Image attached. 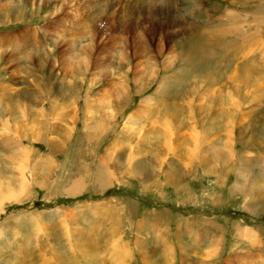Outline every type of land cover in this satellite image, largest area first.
<instances>
[{
	"label": "rangeland",
	"instance_id": "obj_1",
	"mask_svg": "<svg viewBox=\"0 0 264 264\" xmlns=\"http://www.w3.org/2000/svg\"><path fill=\"white\" fill-rule=\"evenodd\" d=\"M256 167L264 0H0V264H137L148 220L264 238Z\"/></svg>",
	"mask_w": 264,
	"mask_h": 264
},
{
	"label": "crops",
	"instance_id": "obj_2",
	"mask_svg": "<svg viewBox=\"0 0 264 264\" xmlns=\"http://www.w3.org/2000/svg\"><path fill=\"white\" fill-rule=\"evenodd\" d=\"M261 171L262 167L255 170L259 174ZM262 174L260 181H264V173ZM248 194L247 197H259L257 201L244 202L246 212L253 217L258 212L252 206H259L263 212L264 200L260 195L251 192ZM196 212L198 211H193L192 214ZM190 219L183 218L178 222L173 237H167L168 233L171 234L168 222L161 230L160 221L148 220L146 224L142 222L137 230L138 237L135 238L131 251L129 250L131 257L128 261L137 264H220L227 251L222 264H264V238L262 228L258 225L246 227L242 223L232 222L233 243L226 250V238L217 222L205 225L204 221H198L196 225L191 217ZM205 226H210L211 230L204 231Z\"/></svg>",
	"mask_w": 264,
	"mask_h": 264
},
{
	"label": "bare ground",
	"instance_id": "obj_3",
	"mask_svg": "<svg viewBox=\"0 0 264 264\" xmlns=\"http://www.w3.org/2000/svg\"><path fill=\"white\" fill-rule=\"evenodd\" d=\"M243 74V73H242ZM242 76V75H241ZM254 76V75H253ZM207 95V94H206ZM132 118V117H131ZM4 134V133H3ZM215 149V148H214ZM216 150V149H215ZM26 180V179H25ZM145 245H146V243H145ZM240 247V246H239ZM143 249V248H142ZM133 251V250H132ZM240 251V250H239ZM121 253V252H120ZM124 254H126V253H124ZM207 254V253H206ZM119 255V254H118ZM121 255H123V254H121ZM118 258H120V257H118ZM147 258V257H146ZM116 261H118V260H116ZM145 261V260H144ZM228 261V260H227ZM230 261V260H229ZM119 262V261H118ZM207 262V261H206ZM208 262H209V260H208ZM207 262V263H208ZM228 263V262H227ZM118 264V263H117Z\"/></svg>",
	"mask_w": 264,
	"mask_h": 264
}]
</instances>
